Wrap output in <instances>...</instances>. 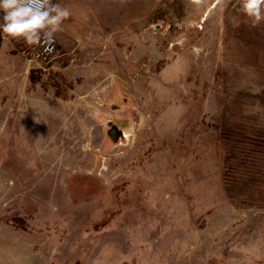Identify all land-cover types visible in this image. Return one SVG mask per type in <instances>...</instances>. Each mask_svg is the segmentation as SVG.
<instances>
[{
  "label": "rangeland",
  "instance_id": "374dc122",
  "mask_svg": "<svg viewBox=\"0 0 264 264\" xmlns=\"http://www.w3.org/2000/svg\"><path fill=\"white\" fill-rule=\"evenodd\" d=\"M76 3L48 62L0 33V264H264V22Z\"/></svg>",
  "mask_w": 264,
  "mask_h": 264
},
{
  "label": "clouds",
  "instance_id": "9594fccd",
  "mask_svg": "<svg viewBox=\"0 0 264 264\" xmlns=\"http://www.w3.org/2000/svg\"><path fill=\"white\" fill-rule=\"evenodd\" d=\"M228 0H215L221 10ZM199 8L205 0H193ZM0 10L4 15L0 23V33L4 39H23L28 46H39L43 43L44 52L52 54L56 34L61 32L62 24L71 15L67 7L52 0H0ZM240 10L251 19L252 26L264 22V0H240ZM182 44L183 41H180Z\"/></svg>",
  "mask_w": 264,
  "mask_h": 264
},
{
  "label": "built area",
  "instance_id": "2783aa9c",
  "mask_svg": "<svg viewBox=\"0 0 264 264\" xmlns=\"http://www.w3.org/2000/svg\"><path fill=\"white\" fill-rule=\"evenodd\" d=\"M52 46L54 47L55 50L52 54H48L44 52L45 46L43 45V43L39 46H34L31 51V57L39 62H48L57 50V39L54 40Z\"/></svg>",
  "mask_w": 264,
  "mask_h": 264
},
{
  "label": "crops",
  "instance_id": "0c3cea01",
  "mask_svg": "<svg viewBox=\"0 0 264 264\" xmlns=\"http://www.w3.org/2000/svg\"><path fill=\"white\" fill-rule=\"evenodd\" d=\"M65 1L66 0H52V2H53V4H55V3H60L63 7H67L72 13H73V15L75 16V17H77V18H79L80 19V17H82V16H89V13H84V14H82L81 13V9H82V7L83 6H81L82 4H80V3H76V4H74V5H72L73 7H71V6H67V5H65ZM85 9V8H84ZM83 20V19H82ZM86 26V25H85ZM81 32H83V31H81ZM86 32V31H85ZM91 29L89 30V29H87V32L86 33H89V34H91ZM73 44H74V41L72 42ZM62 46H63V48H66V49H68L69 50V46L67 45V44H63L62 43Z\"/></svg>",
  "mask_w": 264,
  "mask_h": 264
}]
</instances>
